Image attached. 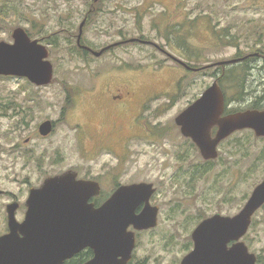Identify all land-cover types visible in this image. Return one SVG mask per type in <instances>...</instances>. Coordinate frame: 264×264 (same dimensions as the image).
<instances>
[{
    "label": "rangeland",
    "instance_id": "1",
    "mask_svg": "<svg viewBox=\"0 0 264 264\" xmlns=\"http://www.w3.org/2000/svg\"><path fill=\"white\" fill-rule=\"evenodd\" d=\"M82 23V42L96 52L141 35L158 49L131 43L87 54L77 44ZM17 27L47 46L54 73L43 87L0 75V188L7 192L0 197V234L8 228L6 205L19 200L20 218L30 188L49 176L74 169L99 180L102 203L115 191L113 182L147 180L158 188L152 202L160 206V221L137 236L128 263L180 264L194 247L191 233L200 220L239 212L264 179V137L248 130L232 135L219 146L212 166L176 123L217 81V63L264 51V0H0V41L12 43ZM224 68L255 69L249 78L261 79L257 70L264 69V59ZM128 71L133 75L124 78H136L140 91H158L162 113L152 120L158 122V138L140 137L127 145L96 142L93 134L103 120L90 88L101 90L117 79L116 72ZM226 88L234 96L235 90ZM45 120L55 125L49 136L39 132ZM107 145L123 154L122 162ZM243 240L264 264V206Z\"/></svg>",
    "mask_w": 264,
    "mask_h": 264
},
{
    "label": "water",
    "instance_id": "2",
    "mask_svg": "<svg viewBox=\"0 0 264 264\" xmlns=\"http://www.w3.org/2000/svg\"><path fill=\"white\" fill-rule=\"evenodd\" d=\"M103 51L94 53L101 55ZM48 57L46 45L17 27L12 43L0 41V75L27 78L36 86L47 85L54 73ZM224 107V94L215 80L176 117L182 134L196 143L205 159L215 158L219 143L237 130L250 128L257 136H264V110L222 116ZM214 126L219 129L212 136ZM52 131L51 120L39 127L42 136ZM77 176V172L69 170L49 176L39 188L31 189L22 222L16 217L19 204L8 205L9 232L0 236V264H63L85 247L94 250V257L84 264H128L136 246V234L129 230L130 225L137 229L158 225L159 209L150 201L156 189L152 183L121 185L106 201L94 207L88 200L100 194V184ZM142 203H145L142 212L136 214ZM263 206L264 179L237 214L217 213L199 224L192 233L194 247L181 264H257V255L243 238L255 213Z\"/></svg>",
    "mask_w": 264,
    "mask_h": 264
},
{
    "label": "flooded vegetation",
    "instance_id": "3",
    "mask_svg": "<svg viewBox=\"0 0 264 264\" xmlns=\"http://www.w3.org/2000/svg\"><path fill=\"white\" fill-rule=\"evenodd\" d=\"M79 37V36H78ZM77 37V44L81 50L86 52L87 54H93L95 50L92 49L90 46L82 42V39L80 42L78 41ZM131 39H134V41H131ZM131 43H139V44H151L155 45L158 49V44L154 42L153 40L146 39L144 36H139V37H130V38H122L119 41L113 42L109 45H106L102 48L105 49L106 51H110L114 49L115 47L123 46V45H130ZM103 53V54H105ZM235 60H238V63L234 64H244L247 62L249 59L252 60H262L264 59V51L258 50L255 52L247 53L242 56H238L233 58ZM222 66V65H221ZM225 66V65H224ZM219 68L220 65L216 68L215 72V77L223 91L224 94V101H225V107H224V112L222 116H227L232 113H237V112H243L247 110H264V69H258L257 71L260 72V75L263 76L261 79H255L249 78V74H253L255 69H240V70H227L226 68ZM219 68V69H218ZM116 70H113V72ZM120 71V70H119ZM130 74H123L122 72H116L114 74L113 78H117L112 84L106 85L104 88H101L99 90L96 87L90 88L91 93L97 98V102L100 103L101 105L98 106L97 111H99L98 115H102V123L99 125V127L96 129L97 131L94 132L93 134V139L96 142H101V141H106L109 144H118L121 141L125 142V145L130 140H135L140 137L147 138L151 141H154L158 138V122L152 123V120L154 118L158 119V116H161L162 113V106L158 107V91L150 90V91H140L139 86H136V78H124V75H133L130 71H128ZM232 73L231 76L235 75L237 78L234 79V82L230 83L231 80H226L225 76L227 73ZM135 76V75H134ZM128 77V76H127ZM251 77V76H250ZM232 88L230 90H235L236 93H234V96H230L227 93V88ZM43 87V86H40ZM262 91V93H260ZM13 107L15 110L18 109L17 104L12 103ZM189 106V105H188ZM187 106V107H188ZM186 107V108H187ZM185 108V109H186ZM184 109V110H185ZM150 114L149 116L147 115ZM46 121V120H45ZM99 121L98 119L94 120ZM43 123V122H42ZM82 125H78V129ZM40 127V126H39ZM82 128V127H81ZM77 130L78 138L80 139V135L83 134L82 129ZM219 127L214 126L211 130L212 136H215L217 134ZM55 130V125L53 122V131ZM248 130L249 132H253L256 135L255 131L250 128H245L241 130H237L234 133H232L229 137L232 135L241 132V131H246ZM52 131V133H53ZM51 133V134H52ZM50 134V135H51ZM49 136V135H48ZM229 137L225 138L222 140L217 149H218V155L215 158H210V159H204L206 163L210 164L213 166V163L215 162L216 158L219 157V146L223 141L228 139ZM257 137H264V136H257ZM188 138V137H187ZM190 139V138H189ZM104 148L108 149V153L114 154L116 157L120 158L123 156L118 154V152H115L112 150L113 148L110 146H105ZM112 148V149H111ZM107 153V154H108ZM202 154V152H200ZM167 154H172V152H168ZM173 155V154H172ZM203 156V154H202ZM130 155H127L126 161H129ZM204 158V156H203ZM121 159V158H120ZM122 162V159H121ZM123 167V166H122ZM124 168V167H123ZM126 168V167H125ZM77 172L78 179H86L84 177H81L79 175V172L74 170V169H69ZM67 170V171H69ZM97 181L102 189V185L99 180L93 179ZM135 183H152L154 188L156 189V193H158V188L156 184L152 181H147V180H128L123 183L119 181L113 182L115 184V190L120 187L121 185H130V184H135ZM43 184V183H42ZM41 184V185H42ZM30 188V192H31ZM0 197L7 195V192L3 189H1ZM29 192V194H30ZM114 192V191H113ZM112 192V193H113ZM154 194L152 195L150 201L153 206L158 207V224L160 221V206L157 204H154L152 202V198L154 197ZM101 195V192L99 195H94L91 196L88 200L90 204H93L94 207L99 206L102 202L99 201V197ZM112 194L109 195V197ZM29 197V196H28ZM28 199V198H27ZM27 201V200H26ZM18 203L19 206L16 210V217H18L17 214H19L20 209L22 208L21 202L19 200H13L9 202L6 205V212L8 209V205L12 203ZM26 207V202L24 203ZM145 206V203L140 204L137 209H136V214H139L142 212L143 208ZM27 208V207H26ZM242 207L240 208V210ZM239 210V211H240ZM26 211L21 214L20 218H17L19 221H23L26 217ZM218 213V212H217ZM217 213H214L209 216H205L200 220V222L195 226L193 231L199 226V224L205 220L206 218H209ZM238 213V212H237ZM235 213V214H237ZM257 213V212H256ZM255 213V214H256ZM221 214V213H220ZM233 214V215H235ZM225 215V214H222ZM230 215V214H229ZM230 215V216H233ZM255 216V215H254ZM7 222H8V212H7ZM8 227V223H7ZM157 227V226H156ZM193 227V226H192ZM155 228V227H154ZM137 229L134 227V225H130L129 230L134 231L136 234V242H137V236L143 232V231H149L151 229ZM192 231V233H193ZM9 232V227L7 230L3 233L0 234H6ZM191 233V236H192ZM194 246V244H193ZM94 257V250L90 247H85L75 253L72 257L66 259L63 264H84L90 259ZM128 264H131L128 263ZM181 264V263H180Z\"/></svg>",
    "mask_w": 264,
    "mask_h": 264
},
{
    "label": "trees",
    "instance_id": "4",
    "mask_svg": "<svg viewBox=\"0 0 264 264\" xmlns=\"http://www.w3.org/2000/svg\"><path fill=\"white\" fill-rule=\"evenodd\" d=\"M226 77H227V75L225 76V78ZM228 78H230L229 80L232 79V82H234V79L237 78V77L235 75H233V76H230ZM232 82L230 81V83H232ZM258 264H263V260H262V258L260 256H258Z\"/></svg>",
    "mask_w": 264,
    "mask_h": 264
}]
</instances>
